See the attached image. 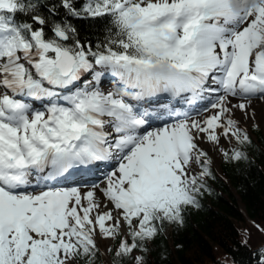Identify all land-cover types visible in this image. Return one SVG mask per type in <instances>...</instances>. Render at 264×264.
Returning a JSON list of instances; mask_svg holds the SVG:
<instances>
[{
    "label": "snow or ice",
    "instance_id": "1",
    "mask_svg": "<svg viewBox=\"0 0 264 264\" xmlns=\"http://www.w3.org/2000/svg\"><path fill=\"white\" fill-rule=\"evenodd\" d=\"M85 18L108 20L105 43L78 38ZM253 101L264 0H0V264H93L97 236L118 264H146L145 242L208 190L200 142L247 159L220 142L250 144L236 116L253 119Z\"/></svg>",
    "mask_w": 264,
    "mask_h": 264
},
{
    "label": "trees",
    "instance_id": "2",
    "mask_svg": "<svg viewBox=\"0 0 264 264\" xmlns=\"http://www.w3.org/2000/svg\"><path fill=\"white\" fill-rule=\"evenodd\" d=\"M78 38L93 48L106 42L111 25L106 18L74 21ZM250 144L233 141L247 159L224 162L219 171L211 166L212 177H205L207 191L199 198V208H187L183 224H165L152 240L145 242L146 264H227L219 254L228 255L234 264H255L264 248V128L247 131ZM231 151V150H230ZM117 241H114L113 250ZM98 246L93 264H118L109 253L105 263ZM124 264H130L125 260Z\"/></svg>",
    "mask_w": 264,
    "mask_h": 264
},
{
    "label": "rangeland",
    "instance_id": "3",
    "mask_svg": "<svg viewBox=\"0 0 264 264\" xmlns=\"http://www.w3.org/2000/svg\"><path fill=\"white\" fill-rule=\"evenodd\" d=\"M253 108V107H252ZM238 116V115H237ZM243 121V119H241ZM256 127V128H264V120L262 119H257L256 116V111L254 113V118L250 119V121H243L239 124V127L244 129V130H248L250 127ZM233 141L228 142L227 145L223 146L222 148L226 149V150H230L231 149V144ZM200 147L203 148L204 150H206L208 152L209 157L211 158L212 164L211 166H213L214 168H216L217 170L219 169V163L220 160L222 158V154L220 151H216L215 153L213 151H210L209 149H207L205 147V145L200 142ZM191 171L197 172L198 171V166L193 165ZM96 242L98 243V245L100 246V248L103 250V260L105 261V263H108V257H106V252L108 253L107 249L111 246V248H113L114 246V241L113 240H107V239H102L99 236L96 237ZM108 256V255H107ZM219 259L220 260H224L227 264H234V261L225 254H219ZM109 264V263H108Z\"/></svg>",
    "mask_w": 264,
    "mask_h": 264
},
{
    "label": "bare ground",
    "instance_id": "4",
    "mask_svg": "<svg viewBox=\"0 0 264 264\" xmlns=\"http://www.w3.org/2000/svg\"><path fill=\"white\" fill-rule=\"evenodd\" d=\"M252 107L254 108V110L256 111V116L257 119H262L264 120V103H258L256 101L253 102ZM192 110V109H191ZM238 116H236V118L238 119H243L242 117H240V114L237 113ZM250 121V119H248ZM248 120H243V121H248ZM205 147L207 149H209L210 151H213L214 153L217 151V146L214 144H210V143H205L202 142ZM228 142L225 141L223 138H221V142H220V147H223L225 145H227Z\"/></svg>",
    "mask_w": 264,
    "mask_h": 264
}]
</instances>
